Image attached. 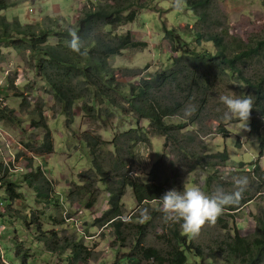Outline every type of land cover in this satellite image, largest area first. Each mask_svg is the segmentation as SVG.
Masks as SVG:
<instances>
[{
	"label": "rangeland",
	"instance_id": "obj_1",
	"mask_svg": "<svg viewBox=\"0 0 264 264\" xmlns=\"http://www.w3.org/2000/svg\"><path fill=\"white\" fill-rule=\"evenodd\" d=\"M1 1L16 6L0 11V36L6 32L3 23H19L38 34L48 31L52 45L57 43L54 36L60 30L75 27L90 2L96 4L95 0ZM140 1L146 8L139 9L134 23L115 31L111 27L105 30L131 32L134 41L146 43L144 49L124 50L110 61L118 82L138 84L141 78H152L173 68L177 55L165 39L166 29L176 30L195 52L215 53L211 43L197 46L186 34L188 27H197L198 20L184 0ZM210 12L225 24L218 27L217 23L212 30L219 33L226 28L229 43L236 39L250 45L264 36V0H213ZM18 39L13 35L11 40L0 41V108L15 112L0 121V126L27 150L20 153L15 164L24 171L12 172L6 178L16 184L20 198L12 200L7 190H0L6 208L0 212V264H132L125 259L139 249L164 254L173 226L185 234L182 221L167 220L159 200L139 205L133 189L124 185L122 226L118 229L108 225L102 216L109 209L111 188L132 179L143 182L144 190L158 187L164 193L172 189L183 192L197 187L212 195L218 188L232 193L237 190L235 181L246 178L239 202L225 206L217 223L206 224L195 236L196 246L202 247L205 256L192 262L243 264L227 256L224 249L236 232L253 240L264 221V116H257L262 124L259 132L251 133L250 120L245 124L225 116L227 109L220 97L245 94L251 95L254 102L248 85L237 77L227 78L216 82L207 97L192 100L186 94H176L173 87L165 88L159 93L161 99L177 95L184 103L178 114L165 121L187 125L170 138L154 134L147 120L130 112L128 89L117 95L120 104L105 109L102 117L83 111V101L68 115L42 77L39 62L28 46L13 42ZM246 74L254 79L263 75L264 59L250 64ZM255 111L253 103L251 116ZM45 125L51 130L53 153L34 150L44 145L48 132ZM129 132H144L149 142H128L125 135ZM89 137L99 140L93 147L95 152L86 143ZM95 157L103 169L101 173L93 165ZM40 163L46 172L41 189L26 180L28 168L33 167L37 173ZM256 165L261 168L258 173ZM76 245L79 259L72 255ZM140 262L157 264L141 258Z\"/></svg>",
	"mask_w": 264,
	"mask_h": 264
},
{
	"label": "trees",
	"instance_id": "obj_2",
	"mask_svg": "<svg viewBox=\"0 0 264 264\" xmlns=\"http://www.w3.org/2000/svg\"><path fill=\"white\" fill-rule=\"evenodd\" d=\"M95 1L96 4L90 2L89 6L82 11L75 27L60 30L54 36L57 39L55 45L50 43L51 36L46 30L38 34L32 28L27 30L19 23L14 25L3 23L6 32L4 36H0V41L11 40L13 35H16L20 39L13 41L15 44L28 46L39 62L38 69L42 77L50 84L68 115H72L76 104L83 101V111L89 115L102 117L105 109H112L120 104L117 95L122 90L128 89L130 97L127 104L130 112L136 114L140 120H147L154 134L171 138L187 125L180 123L175 126L165 120L178 114L184 103L177 98V95L165 101L160 98L159 93L167 87H173L176 94L177 92L186 94L189 100L195 97H207L216 82L237 77L252 91L256 111L250 116V129L251 133L259 132L262 124L257 116H264V74L254 79L246 74V68L254 61L264 59V36L262 40L250 45H245L236 39L229 43L227 41L229 32L226 28L219 33L212 30L217 23L218 27L225 25L219 18L211 16L213 0H184L187 8L194 12L198 20L197 27H188L186 34L192 37L197 46H203L204 42L211 43L216 50L215 53L208 50L203 53L195 52L176 30L166 29L165 39L170 44L171 52L177 55L173 61V68L165 69L152 78H141L138 84L124 85L117 81L116 70L113 69L110 61L119 57L124 50L144 49L146 43L134 41L131 32L117 34L106 33L105 30L111 27L115 31L134 23L138 18L139 9L144 10L146 7L140 0ZM15 6V4L8 6L1 1L0 11ZM71 31H75L79 36L81 51H86V56L72 51L69 47ZM188 64L191 67H187ZM8 110L9 108H0L1 122L15 115L13 110L7 112ZM44 127L48 130L44 145L34 150L39 153H53L51 130L47 125ZM125 137L128 138V142H149L144 132L143 134L129 132ZM86 143L92 149L91 152H95L93 147L97 146L99 140L89 137ZM221 157L226 160V155ZM93 165L99 173L103 171L96 157L93 158ZM256 169V173L261 170L258 165ZM41 179H46L45 172L41 168L37 173L33 172L26 176V180L32 186L38 185L39 189H41ZM3 185L12 200L20 198V195L16 193L15 183L4 179ZM124 185L133 189L134 197L139 205L146 200L151 202L159 200L158 198L164 194L158 187H148L149 189L144 190L143 182L132 179L116 188H111L109 209L103 214L102 221L118 229L123 223L121 218ZM168 237L170 239L168 250L164 254L155 249L144 250L136 247L139 251L125 260L131 261L132 264H141L140 258L154 260L157 264H192L205 256L202 247L196 246L195 237L181 234L177 226L169 230ZM54 243L56 242L52 245ZM56 245L61 246L59 243ZM74 248L72 255L79 259L81 254L78 246ZM224 253L239 263H263L264 221L261 222L260 234L253 240L243 238L236 232L234 240L226 244Z\"/></svg>",
	"mask_w": 264,
	"mask_h": 264
},
{
	"label": "clouds",
	"instance_id": "obj_3",
	"mask_svg": "<svg viewBox=\"0 0 264 264\" xmlns=\"http://www.w3.org/2000/svg\"><path fill=\"white\" fill-rule=\"evenodd\" d=\"M70 35L72 37L69 41L71 50L86 56L87 52L81 51L82 45L77 33L71 31ZM220 101L227 109L226 117L236 118L245 124L250 119L254 103L251 95H223ZM235 183L237 190L232 193H225L218 188L212 195H206L199 188L192 187L183 192L175 189L168 190L158 199L162 204L166 219L173 223L182 221V231L195 237L206 224L215 225L217 223L218 218L223 215L225 206L236 204L242 198L247 179L240 178Z\"/></svg>",
	"mask_w": 264,
	"mask_h": 264
},
{
	"label": "built area",
	"instance_id": "obj_4",
	"mask_svg": "<svg viewBox=\"0 0 264 264\" xmlns=\"http://www.w3.org/2000/svg\"><path fill=\"white\" fill-rule=\"evenodd\" d=\"M26 150V148L21 146L19 142L12 138V136L0 126V190L6 189L3 185V180L7 178V175L12 174V172L19 173L24 171L21 167L15 166V164L16 161L19 160L18 158L21 157L20 153H25ZM38 165H40V168L45 172L43 164L40 163ZM28 169L30 170L26 174L34 172L33 167H29ZM5 209V201L0 197V212H3Z\"/></svg>",
	"mask_w": 264,
	"mask_h": 264
}]
</instances>
